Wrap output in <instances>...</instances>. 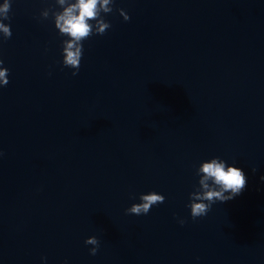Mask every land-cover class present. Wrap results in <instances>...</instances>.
<instances>
[{
	"label": "water",
	"instance_id": "water-1",
	"mask_svg": "<svg viewBox=\"0 0 264 264\" xmlns=\"http://www.w3.org/2000/svg\"><path fill=\"white\" fill-rule=\"evenodd\" d=\"M58 8L13 0L0 38V264H264V0H116L76 75ZM217 155L247 186L193 219ZM151 190L166 200L126 211Z\"/></svg>",
	"mask_w": 264,
	"mask_h": 264
},
{
	"label": "clouds",
	"instance_id": "clouds-1",
	"mask_svg": "<svg viewBox=\"0 0 264 264\" xmlns=\"http://www.w3.org/2000/svg\"><path fill=\"white\" fill-rule=\"evenodd\" d=\"M12 2L13 0H0V38L2 39H8L13 34L9 14ZM56 2L59 8L51 12V16L58 34L63 37V64L75 69L73 75H76L83 57L84 41L93 34H104L111 27V22L105 18V14L113 11L116 0H56ZM119 12L125 20L131 18L124 8H119ZM49 15V9L42 10L43 18H48ZM9 73L10 68L5 66V61L0 58V87L9 84ZM3 155V150H0V157ZM195 174L199 179L194 185V190L189 193L187 204L193 219L206 216L217 201L226 202L234 199L244 191L248 183L244 168L238 166L235 160L230 162L219 155L202 160L196 166ZM139 200L140 202L133 203L126 211L136 215L148 214L154 205L163 203L166 196L151 190L141 193ZM185 222V218H179L180 224ZM85 243L94 246L90 249L92 254L97 253L100 245L97 236H89ZM42 260L47 264V256L42 257ZM65 264H68L67 260Z\"/></svg>",
	"mask_w": 264,
	"mask_h": 264
}]
</instances>
